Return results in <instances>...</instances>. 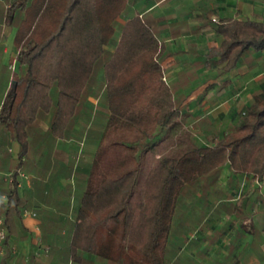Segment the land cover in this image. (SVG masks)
Returning a JSON list of instances; mask_svg holds the SVG:
<instances>
[{
  "label": "trees",
  "instance_id": "obj_1",
  "mask_svg": "<svg viewBox=\"0 0 264 264\" xmlns=\"http://www.w3.org/2000/svg\"><path fill=\"white\" fill-rule=\"evenodd\" d=\"M6 1L20 72L4 98L0 126L23 154L42 116L51 114L50 134L65 139L86 113L82 134L97 144L68 234L56 237L66 240L71 263L87 253L105 264H169L185 188L217 179L227 163L234 173L263 179L264 90L234 130L205 145L164 79L153 27L136 14L115 39L117 19L132 0ZM217 30L226 70L246 52L264 51V21L230 19ZM102 96L104 107L97 112L92 103L87 112L89 98Z\"/></svg>",
  "mask_w": 264,
  "mask_h": 264
},
{
  "label": "crops",
  "instance_id": "obj_2",
  "mask_svg": "<svg viewBox=\"0 0 264 264\" xmlns=\"http://www.w3.org/2000/svg\"><path fill=\"white\" fill-rule=\"evenodd\" d=\"M9 6L0 0V110L13 74L20 72L16 35L13 39L17 27L4 18ZM136 14L162 43L165 81L186 121L198 122L199 141L208 145L234 130L241 120L238 109L246 110L264 90H259L264 87V51H248L236 67L226 70L217 54V27L230 19L264 21V0H132L128 12L117 19L116 30ZM50 120L51 114L40 118L23 154L20 142L0 126V220L7 233L0 264H74L64 253L66 240L56 237L68 234L97 144L82 134L85 122L79 120L67 138L55 139ZM220 122L228 126L226 131L220 130ZM85 144L89 150L76 160ZM196 198L198 208H178L169 264H264V177L260 181L234 173L227 163L217 179L198 181ZM190 222L198 232L180 234L179 228ZM189 236L184 245L181 239ZM83 257L75 264H105L87 253Z\"/></svg>",
  "mask_w": 264,
  "mask_h": 264
},
{
  "label": "rangeland",
  "instance_id": "obj_3",
  "mask_svg": "<svg viewBox=\"0 0 264 264\" xmlns=\"http://www.w3.org/2000/svg\"><path fill=\"white\" fill-rule=\"evenodd\" d=\"M120 26L118 27L117 26V30H116V35H115V39H117V37H119V31H120ZM16 35V32L14 33L13 35V39H14V36ZM115 47V44L112 43L109 45V50L110 49H114ZM263 86H260V91L263 90ZM94 104V108H92V110L99 112V110L101 108L104 107V97L102 96L101 99H100V102H99V99L96 98V97H91V101H90V104L87 103L86 104V107H87V112L90 111V107H91V104ZM97 105V107H96ZM96 107V108H95ZM239 113L237 114L238 118H242V115L243 113L245 112V109L244 107L243 108H239L238 109ZM103 117V115H98L97 119H101ZM96 119V120H97ZM79 121H82L83 123L86 121L85 119H81ZM187 125H189V127L192 129V132L194 133L195 135V138L197 139V141H199L198 139V128H197V123L194 121V120H187L186 121ZM79 124H81L79 122ZM220 130L222 131H226L228 129V126L226 124H224V122H220ZM224 129V130H223ZM224 133V132H223ZM202 143V141H199ZM85 149L89 150V147L87 144H85V146H82L81 145V149L77 152V158L76 160H79L80 158H82V156H84V151ZM83 151V152H82ZM81 162V161H80ZM197 194H198V182L194 185V186H188L187 188H185L183 194H182V197H181V201H180V209H193V208H198V198L197 197ZM197 217L194 216L193 220H196ZM195 225L193 224V222H190L188 223V225L186 224V226L183 225V227L180 229L179 228V233H195V232H198L197 229H195ZM185 237V236H182V238ZM192 239L190 236L189 237H186L185 239H181V242H183V244L185 245L186 242L189 241V239ZM194 238V236H193ZM186 246L188 247V245L186 244ZM176 248L175 244L173 245V248L172 250H170V253L174 252V249ZM179 249V248H178ZM218 254V255H217ZM221 254V251H218L217 253H215V255H217L216 257L218 258ZM186 255V253L184 254Z\"/></svg>",
  "mask_w": 264,
  "mask_h": 264
},
{
  "label": "built area",
  "instance_id": "obj_4",
  "mask_svg": "<svg viewBox=\"0 0 264 264\" xmlns=\"http://www.w3.org/2000/svg\"><path fill=\"white\" fill-rule=\"evenodd\" d=\"M13 68V67H12ZM14 69V68H13ZM165 79V78H164ZM7 233L5 229V222L3 220H0V256L3 255V248H2V243L6 239ZM48 249H46L47 251Z\"/></svg>",
  "mask_w": 264,
  "mask_h": 264
}]
</instances>
